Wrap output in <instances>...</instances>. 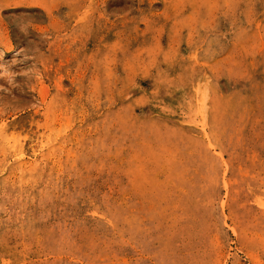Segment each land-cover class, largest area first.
<instances>
[{
	"label": "rangeland",
	"instance_id": "obj_1",
	"mask_svg": "<svg viewBox=\"0 0 264 264\" xmlns=\"http://www.w3.org/2000/svg\"><path fill=\"white\" fill-rule=\"evenodd\" d=\"M260 263L264 0H0V264Z\"/></svg>",
	"mask_w": 264,
	"mask_h": 264
},
{
	"label": "bare ground",
	"instance_id": "obj_2",
	"mask_svg": "<svg viewBox=\"0 0 264 264\" xmlns=\"http://www.w3.org/2000/svg\"><path fill=\"white\" fill-rule=\"evenodd\" d=\"M42 11H43V10H42ZM21 36H22V35H21ZM11 37H12V36H11ZM18 37H19V35H18ZM11 45H12V44H11ZM11 45H10V46H11ZM59 76H60V75H59ZM41 100H42V99H41ZM50 137H51V136H50ZM260 264H261V263H260Z\"/></svg>",
	"mask_w": 264,
	"mask_h": 264
}]
</instances>
